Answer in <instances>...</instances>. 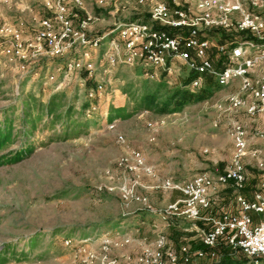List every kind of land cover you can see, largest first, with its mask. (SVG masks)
Here are the masks:
<instances>
[{"label": "rangeland", "instance_id": "obj_1", "mask_svg": "<svg viewBox=\"0 0 264 264\" xmlns=\"http://www.w3.org/2000/svg\"><path fill=\"white\" fill-rule=\"evenodd\" d=\"M55 1L0 3V29L21 25L24 43H32L40 20L51 16ZM81 1L74 6L66 0L67 17L76 30L91 17L82 30L86 39L104 40L98 48L85 49L88 53L78 71L67 73L64 65L81 56L76 42L63 57H50L41 44L28 48L24 60L8 59L1 51L10 36L0 32V264H140L143 249H155L159 236L176 255L181 247L192 254L201 246L195 231V226H201L180 218L161 221L157 214L171 197L155 187L167 178L187 181L197 174L224 170L232 144L223 129L213 128L212 123L223 126L230 119L225 97L234 89H220L213 98L187 104L177 113L141 110L137 104L143 93L158 85L163 93L185 71L176 62L177 72L158 71L149 78L138 65L110 67L109 43L118 38L115 29L121 23L137 20L159 27L151 19L158 0ZM225 33H216L218 43ZM228 35L239 36L234 30ZM98 83L104 87V99L95 114L87 117L85 111L82 116L79 110L86 94ZM51 99L57 118L38 119L27 111L33 106L31 100L44 105ZM68 108V117H60ZM236 119L248 132L260 128V120L242 112ZM110 124L115 125L111 130ZM118 135L124 144L117 142ZM254 140L248 142L244 160L249 162L244 166L250 176L258 174L256 163L264 154L263 146V151L251 156ZM124 147L140 149L145 163L156 172L154 178L139 176L134 190L142 201L121 197L120 188L129 187L135 178L119 165ZM214 252V258L192 257L191 264H249L238 251L216 247Z\"/></svg>", "mask_w": 264, "mask_h": 264}, {"label": "built area", "instance_id": "obj_2", "mask_svg": "<svg viewBox=\"0 0 264 264\" xmlns=\"http://www.w3.org/2000/svg\"><path fill=\"white\" fill-rule=\"evenodd\" d=\"M46 1V0H45ZM102 4L104 0H96ZM10 0H0L9 3ZM48 3V2H46ZM66 0H56L49 18L39 22L33 42L25 44L19 25L16 29H4L10 36V43L1 52L8 59L24 60L28 48H36L41 44L48 48L52 58L63 57L69 46L76 42L80 47V57L68 60L65 71H78L83 65V58L87 56L85 49L98 48L103 37L97 36L92 40L86 39L83 28L91 20L87 17L79 30H76L69 17ZM74 6H80L81 0H69ZM142 3V0H138ZM181 0H159L151 11L152 21L167 30L153 28L147 23L137 20L119 24L118 38L109 43L108 65L117 64L127 66L138 65L145 71V76L153 78L156 72L170 75L178 70L174 68L176 62L184 70L197 75L190 84V89L201 86L202 76L211 77L220 89H234L227 93L225 100L230 119L220 125L212 123L215 129L222 128L232 144L230 160L224 170L215 175L197 174L187 181H175L172 178L162 180L155 188L164 191L178 192L181 196L170 202L161 213L157 214L161 221L180 218L189 222L204 221L208 229L196 228L199 232L201 244L205 249L195 250L190 254L187 247L179 249V255L165 248V241L159 236L155 241V249H143L138 262L140 264H191L192 257L200 260L205 257L214 258V249L219 242L234 251H239L252 264H259L264 260V219L252 223L251 213L264 215V156L257 160L260 181L257 191L251 200L243 195L246 183L244 159L248 152L247 134L236 119V115L243 112L248 117H259L260 128L255 136L264 139V17L257 11L263 0H195L194 9L181 6ZM236 31L250 35L254 39L233 37L226 43H218L210 37L214 31ZM174 32V34H171ZM121 44V50L118 46ZM214 51L222 56L225 65L217 68L210 54ZM90 67V65H88ZM101 83L87 92L89 107L87 117L95 114L98 103L104 99V89ZM115 127L110 124L111 130ZM147 128L153 129L151 124ZM117 142L124 144L121 135ZM206 152V151H204ZM253 150L251 156L255 157ZM119 165L123 173H132L134 179L129 187L125 184L120 188L123 200L142 201L135 194L139 186L141 174L154 178L156 172L153 167L145 163L143 152L124 147ZM219 188L232 190L238 214L223 213L219 216L202 215L209 210L211 202L209 195Z\"/></svg>", "mask_w": 264, "mask_h": 264}, {"label": "trees", "instance_id": "obj_3", "mask_svg": "<svg viewBox=\"0 0 264 264\" xmlns=\"http://www.w3.org/2000/svg\"><path fill=\"white\" fill-rule=\"evenodd\" d=\"M262 4L264 5V0ZM259 13L264 17V12H259ZM155 28L167 30L165 27H161L160 25L159 27L156 26ZM171 34H174V32H172ZM238 34H239L238 37H242V36L251 37L250 35H244L243 33H238ZM224 38L225 37H223V39ZM210 58L212 59L214 65L217 68L223 67L225 65L222 56L217 55L215 52H212L210 54ZM184 71L185 72L182 73V75H178L177 83L174 84L172 88L165 90L163 93H160V85H158L156 89L151 91L150 93H143L139 98V103L137 104L138 108H140L141 110L143 109L144 111H151L158 115L177 113V112H181L187 104L199 103L211 99L219 91V87L217 83L207 75L202 76V83L199 88L190 89L189 84L194 78L197 77V75L193 72H188L186 70ZM51 100H49L44 105L40 104L37 100H31V102H33V106L27 107L28 109L27 111L32 113L31 116H34L35 118L38 119H40L41 117L42 118L49 117L51 115H53L52 117L57 118L58 117L57 111L54 109L56 107H54V102L53 100L52 101ZM88 104L89 103L87 100L85 103L81 105L79 111L82 116H84L85 111L88 108ZM69 113H70V109L68 108L60 115V117H68ZM244 172H245L246 183L243 190V195L247 200H251L253 194L257 191V187L260 181V175L258 170H257L258 174L256 176L255 175L250 176L248 170ZM245 193H248L249 197H246ZM253 214L252 213L250 214L251 217ZM255 215L259 217V220L264 219V215H257V214ZM216 247H223L226 249H230L228 246L225 245L224 242H219ZM200 249H205L202 244L200 246ZM241 255L243 256L242 253ZM248 262L249 264H252L249 260Z\"/></svg>", "mask_w": 264, "mask_h": 264}, {"label": "crops", "instance_id": "obj_4", "mask_svg": "<svg viewBox=\"0 0 264 264\" xmlns=\"http://www.w3.org/2000/svg\"><path fill=\"white\" fill-rule=\"evenodd\" d=\"M35 1L37 3H46L47 2V0L46 1L45 0H35ZM158 1H156L155 3H157ZM180 4L184 8H189V9L193 10L194 9V5H195V0H181ZM257 11L258 12H264V5L261 4L260 8ZM216 33H218V31H214L212 34H210V37H212L213 39L216 40V42H218L217 40H219V37H218V35ZM228 33H229V31H227L225 33V35H224V37H225V39L223 41L224 43L228 42L230 39L233 38V37H231V38L227 37V36H229ZM212 52H214V51H212ZM242 114L244 115L243 112H242ZM251 120H258L259 121L260 118L255 116V117H252ZM249 130H251V128H249ZM256 130H254V132H252V131L248 132V131L245 130L246 134H247V143L250 141V139H255L254 142H256L255 143L256 144V148L255 149L253 148V150H255L257 152H260V151H263L261 149H263L264 142L261 141V139L255 137V131ZM248 134L251 135V138L248 137L249 136ZM248 147H250V146L248 145ZM263 156H264V154H263ZM248 163H249L248 161H244V164H248ZM244 171H246L245 166H244ZM166 192L169 193V195L171 197V201L170 202H173V201L177 200L181 196L178 192H170V191H166ZM245 194H246L245 195L246 197H249L248 193H245ZM209 199H210V202H211V206H210L209 210H206V211L202 212V215L204 217H207V216H219V215H221L223 213H230V214H238L239 213L238 207H237V205L235 203L233 192L229 188H219L215 192H211L210 195H209ZM252 217H253L252 218V223L253 224H255V223H257L259 221V217L256 216L255 214H253ZM198 223H199V226H201L202 229H208L209 228L208 223H206L204 221H199Z\"/></svg>", "mask_w": 264, "mask_h": 264}]
</instances>
